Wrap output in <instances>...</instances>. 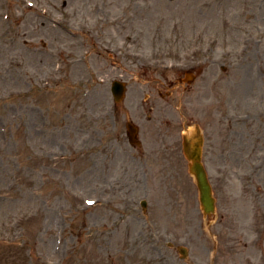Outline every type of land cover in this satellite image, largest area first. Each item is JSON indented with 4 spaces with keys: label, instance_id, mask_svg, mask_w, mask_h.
Wrapping results in <instances>:
<instances>
[{
    "label": "rangeland",
    "instance_id": "1",
    "mask_svg": "<svg viewBox=\"0 0 264 264\" xmlns=\"http://www.w3.org/2000/svg\"><path fill=\"white\" fill-rule=\"evenodd\" d=\"M134 51L195 65L158 99L169 148L145 173L111 130ZM195 125L212 217L182 150ZM0 264H264V0H0Z\"/></svg>",
    "mask_w": 264,
    "mask_h": 264
},
{
    "label": "flooded vegetation",
    "instance_id": "2",
    "mask_svg": "<svg viewBox=\"0 0 264 264\" xmlns=\"http://www.w3.org/2000/svg\"><path fill=\"white\" fill-rule=\"evenodd\" d=\"M129 50V49H128ZM141 52V51H140ZM134 51V57L129 58V62L126 61V73L136 76L135 81L139 82V89L133 87L131 84L126 86V94L124 98L117 102L112 95V106L110 107V113H112V122L113 128L111 129L114 134L120 133V136H125L126 143L132 149L140 150L144 156V173L148 168V159L150 156H155L156 161L163 160L165 151L168 150L169 146L165 142V133H164V118L163 110L165 106L159 102V98H163V90H166L169 96L187 93L190 90V86L193 84L190 83L189 78L190 74H193L195 71L192 68H195V65L192 68L182 69L180 66L182 63L181 60H178L177 63H173L172 68H176L179 71H183L181 75L175 74L173 76L163 73L165 70L162 69L165 67V63H162L161 58L148 56L147 63H144V52L140 53ZM195 63V62H194ZM159 66L157 69L161 68L162 72L154 70V75H148V72L151 71L149 67ZM144 67H146L147 75L144 79ZM197 67V65H196ZM204 74H208L211 69V64L204 66ZM170 70V69H168ZM203 74V73H202ZM128 83V82H127ZM209 84H206L204 89L205 92L209 89ZM201 90V89H200ZM129 95V97H127ZM208 94H205V100L210 101ZM157 96V99H156ZM126 98H129L128 103L125 106L124 110L120 109V104L125 101ZM183 99L177 100L176 107L179 108L178 104L182 102ZM191 104V100L186 101V105ZM187 111V109H184ZM125 116V117H123ZM195 116H193L194 118ZM187 118H190L187 116ZM123 120V130L118 128L119 123ZM188 119L183 118V124H188ZM121 130V131H120ZM181 132V131H180ZM155 140V141H154ZM120 140L113 139L110 141V150L117 149V142ZM167 148V149H166ZM123 150V149H121ZM113 151V150H112ZM117 152V151H116ZM114 151L112 154H116ZM227 153V151L225 152Z\"/></svg>",
    "mask_w": 264,
    "mask_h": 264
},
{
    "label": "water",
    "instance_id": "3",
    "mask_svg": "<svg viewBox=\"0 0 264 264\" xmlns=\"http://www.w3.org/2000/svg\"><path fill=\"white\" fill-rule=\"evenodd\" d=\"M116 87L119 88L120 92L123 91L122 85L120 88L119 84L116 83L114 90H116ZM183 140L184 153L190 162V172L195 176L197 181L203 211L206 215H211L215 212V199L213 198L206 170L202 164L203 139L200 135V129L196 127L185 135ZM144 206L146 207V203L143 202ZM181 253L186 255L185 250H182Z\"/></svg>",
    "mask_w": 264,
    "mask_h": 264
},
{
    "label": "bare ground",
    "instance_id": "4",
    "mask_svg": "<svg viewBox=\"0 0 264 264\" xmlns=\"http://www.w3.org/2000/svg\"><path fill=\"white\" fill-rule=\"evenodd\" d=\"M136 42H137V41H136ZM136 42H135V43H136ZM127 44H129V43L127 42ZM129 50H130V48H129Z\"/></svg>",
    "mask_w": 264,
    "mask_h": 264
}]
</instances>
